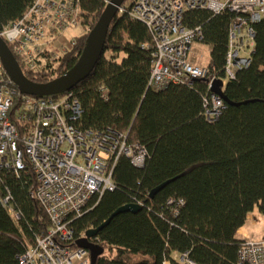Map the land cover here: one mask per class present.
Returning <instances> with one entry per match:
<instances>
[{
  "label": "trees",
  "instance_id": "1",
  "mask_svg": "<svg viewBox=\"0 0 264 264\" xmlns=\"http://www.w3.org/2000/svg\"><path fill=\"white\" fill-rule=\"evenodd\" d=\"M134 1L125 0L121 7L128 9ZM109 2L81 0L86 11L81 23L92 29ZM31 4L0 0V30L20 19ZM183 19L187 27H201V42L210 48L207 66L223 78L231 14L188 11ZM254 28L251 65L224 87L225 98L234 105L225 103L218 119L209 123L203 113L207 82L194 80L190 87L170 85L162 91L148 88L152 56L143 45L150 43V34L126 13L118 10L113 16L100 59L72 88L83 109L77 126L126 133L128 143H141L148 157L141 170L120 158L113 170L116 188L92 198L89 209L72 221L78 240L125 204H142L137 213L113 216L90 238L103 248L94 264H180L179 255L186 252L194 264H237L244 242L239 231L247 216L257 208L264 217V18ZM87 37L76 36L71 50L54 65L48 62L36 71L21 67L24 76L35 83L59 78L78 61ZM35 185L30 170L17 177L7 170L0 173V264H18L35 235L50 227L31 197ZM6 195L19 219L1 204ZM171 197L184 199L177 215L166 206Z\"/></svg>",
  "mask_w": 264,
  "mask_h": 264
},
{
  "label": "built area",
  "instance_id": "2",
  "mask_svg": "<svg viewBox=\"0 0 264 264\" xmlns=\"http://www.w3.org/2000/svg\"><path fill=\"white\" fill-rule=\"evenodd\" d=\"M118 10L142 22L150 34V43L143 45L152 56L148 88L162 91L170 85L190 87L194 80H205L204 118L215 122L225 102L211 91V85L219 79L224 92L226 82L235 80L237 71L251 65L254 27L264 18V0H135L128 9L120 6ZM199 10L231 14L223 78L216 77L209 66H196L191 61V45L201 42L203 31L201 27H187L183 17L188 11ZM84 16L81 0H32L20 19L2 27L0 37L20 68L36 71L48 62L56 64L71 50L76 36L69 35L70 30H79V35L91 31L81 23ZM99 91L106 101L105 89ZM17 92L0 62V173L7 170L17 177L30 170L36 180L31 197L50 223L45 232L35 235L34 244L17 262L89 264L87 250L69 246L76 241L72 221L89 209L92 198L99 199L116 188L113 170L120 158H127L141 170L148 150L139 142L128 143L126 133L80 129L77 122L83 109L72 90L37 97ZM1 204L8 215L20 218L9 195ZM183 205L184 199L177 197L166 202L173 215ZM243 239L237 264H264V240ZM178 261L194 264L187 252L180 254ZM162 264L171 262L164 260Z\"/></svg>",
  "mask_w": 264,
  "mask_h": 264
},
{
  "label": "water",
  "instance_id": "3",
  "mask_svg": "<svg viewBox=\"0 0 264 264\" xmlns=\"http://www.w3.org/2000/svg\"><path fill=\"white\" fill-rule=\"evenodd\" d=\"M124 1L125 0H110L104 8V12L88 33L87 41L78 57V61L71 69L62 74L59 78L48 81L47 83H35L27 79L26 76H24V73H22L15 56L11 50H9L5 41L0 37V62H2L3 68L12 83L17 86L19 93L24 96L29 95L36 97L46 96L49 94L56 95L72 90L73 87L83 81L93 71L95 64L100 59L99 57L104 49V43L106 41L110 21L113 16L116 15L118 11L117 9ZM220 88L221 81L216 79L212 83L210 89L213 93H216L222 100H224L226 104L228 103L229 105H234L225 98L224 92ZM165 184L166 183L159 185V188L152 191L150 195L159 191V189L163 188ZM139 209L140 207L137 204H125V206L118 208L116 212H114L113 215L102 224V226L86 231L84 237H81L74 242V246L87 250L89 252V264H94L96 258L102 255L103 248L93 242H90V238L92 236H96L97 232L102 229L103 226L108 224L113 216L125 212L137 213Z\"/></svg>",
  "mask_w": 264,
  "mask_h": 264
},
{
  "label": "rangeland",
  "instance_id": "4",
  "mask_svg": "<svg viewBox=\"0 0 264 264\" xmlns=\"http://www.w3.org/2000/svg\"><path fill=\"white\" fill-rule=\"evenodd\" d=\"M127 4L128 2L125 3V5ZM68 34L79 36L80 33L79 30H70ZM209 50V46L204 43L193 42L189 51L191 61H193L196 66L207 65L210 58ZM245 228L251 232V241H261L264 235V217L257 208L251 212L250 217L246 220Z\"/></svg>",
  "mask_w": 264,
  "mask_h": 264
},
{
  "label": "crops",
  "instance_id": "5",
  "mask_svg": "<svg viewBox=\"0 0 264 264\" xmlns=\"http://www.w3.org/2000/svg\"><path fill=\"white\" fill-rule=\"evenodd\" d=\"M247 217L249 218L250 215L247 216ZM245 223H246V222H245ZM239 236H241L242 238H243L244 236H246V237H249V238L251 239V232H250L248 229L245 228V224H244V227H242V228L240 229V231H239Z\"/></svg>",
  "mask_w": 264,
  "mask_h": 264
}]
</instances>
